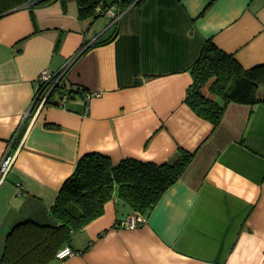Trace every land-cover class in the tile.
<instances>
[{
	"label": "crops",
	"instance_id": "1",
	"mask_svg": "<svg viewBox=\"0 0 264 264\" xmlns=\"http://www.w3.org/2000/svg\"><path fill=\"white\" fill-rule=\"evenodd\" d=\"M136 3L114 23L79 18L75 0L0 17V162L14 154L0 175V258L15 224L52 222L81 155L161 164L185 150L191 163L145 222L121 226L133 211L113 197L52 264H264V105L229 102L214 125L186 101L207 40L245 69L264 63V0ZM45 69L73 90L65 104L38 87Z\"/></svg>",
	"mask_w": 264,
	"mask_h": 264
},
{
	"label": "trees",
	"instance_id": "2",
	"mask_svg": "<svg viewBox=\"0 0 264 264\" xmlns=\"http://www.w3.org/2000/svg\"><path fill=\"white\" fill-rule=\"evenodd\" d=\"M53 1L0 0V17L21 6L32 11ZM118 1L123 12L136 0H114L112 3L75 0L79 18L94 21L103 16L97 9L99 5L107 7ZM111 38L97 41L95 45L105 44ZM191 73L193 82L186 101L214 125L220 122L229 102L264 105V94L261 93L264 89V63L245 69L233 54L207 40L191 67ZM209 82L211 96L203 92ZM59 87L64 88L63 77L52 93ZM192 159L193 153L185 150L176 161L161 164L136 158H125L115 163L98 152L81 155L51 208L52 222L25 220L15 224L6 237L0 264H52L57 251L71 244L75 232L101 216L105 204L113 197L122 200L133 212L143 215L183 175Z\"/></svg>",
	"mask_w": 264,
	"mask_h": 264
},
{
	"label": "built area",
	"instance_id": "3",
	"mask_svg": "<svg viewBox=\"0 0 264 264\" xmlns=\"http://www.w3.org/2000/svg\"><path fill=\"white\" fill-rule=\"evenodd\" d=\"M98 11L102 12V15L104 16H109L112 20V22H117L121 15H122V10L120 9V1L115 2L113 4H111L110 6L107 7H103L102 5L98 6ZM59 78L60 75L58 72H50L48 70H42L40 72V74L37 76V82H38V87L41 88L42 86L45 85H49L51 88L56 84L59 83ZM40 85V86H39ZM51 90V89H50ZM65 89L63 87H59L58 91L62 92L61 95V104H65L66 99L68 97V92L64 91ZM39 89H37V93L34 96V102L39 98L40 93H39ZM48 95V94H47ZM87 99L92 97L91 94H87ZM49 96H46L45 99L42 101V103L44 104L47 101V98ZM88 111V107H86V112ZM14 161V154L11 153L10 151V146L9 148H7L1 162H0V175L2 178H4L12 164ZM145 222V218L143 215L137 213V212H133L131 213L124 221H122L120 223L121 226L127 227V228H134L135 226H137L140 223ZM76 253L75 250H73L71 247L66 246L63 247L61 249H59L56 253V257L58 259H64L66 257L72 256Z\"/></svg>",
	"mask_w": 264,
	"mask_h": 264
},
{
	"label": "water",
	"instance_id": "4",
	"mask_svg": "<svg viewBox=\"0 0 264 264\" xmlns=\"http://www.w3.org/2000/svg\"><path fill=\"white\" fill-rule=\"evenodd\" d=\"M138 0H136L133 4H135L136 2H137ZM132 4V5H133ZM64 73V72H63ZM61 78V77H60ZM60 78H59V80H60ZM56 87V84L51 88V91H50V94H52V91L54 90V88Z\"/></svg>",
	"mask_w": 264,
	"mask_h": 264
}]
</instances>
